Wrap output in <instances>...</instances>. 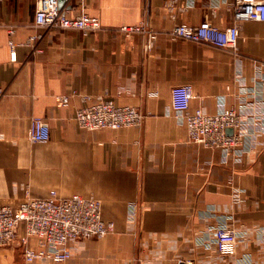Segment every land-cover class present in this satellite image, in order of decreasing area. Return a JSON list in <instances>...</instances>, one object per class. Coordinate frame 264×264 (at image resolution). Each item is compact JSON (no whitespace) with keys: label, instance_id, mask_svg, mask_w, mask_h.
Returning <instances> with one entry per match:
<instances>
[{"label":"crops","instance_id":"1","mask_svg":"<svg viewBox=\"0 0 264 264\" xmlns=\"http://www.w3.org/2000/svg\"><path fill=\"white\" fill-rule=\"evenodd\" d=\"M37 1L0 0V206L51 191L99 200L114 231L71 242L72 258L60 264H264V22L239 24L234 54L167 32L205 21L228 28L235 0H179L175 18L168 0H64L70 16L100 19L102 29L90 33L36 26ZM139 25L158 37L120 31ZM187 84L191 109L238 112L239 148L227 155L190 140L171 107L172 88ZM85 96L136 108L144 119L83 130L75 117ZM34 118L49 124L48 142L30 141ZM219 225L238 234L233 256L211 240ZM21 250L18 242L5 247L0 264H26Z\"/></svg>","mask_w":264,"mask_h":264},{"label":"built area","instance_id":"2","mask_svg":"<svg viewBox=\"0 0 264 264\" xmlns=\"http://www.w3.org/2000/svg\"><path fill=\"white\" fill-rule=\"evenodd\" d=\"M36 26L56 30H81L84 33L102 29L99 18L83 14L70 16L59 5V0H38ZM179 0H168L166 9L175 18ZM187 9V8H185ZM184 10V9H183ZM235 24L219 28L208 21L198 26L176 24L167 32L173 40H183L196 44H208L237 54L239 24L244 21L264 22V0H235L233 4ZM120 31L127 36L145 34L150 40L158 37L159 32L139 26H124ZM40 36L32 38L33 41ZM11 59L15 60V45L10 42ZM4 91L0 89V98ZM74 95V94H72ZM194 99L190 85L175 86L171 90V107L175 115L187 128L191 141L209 149L223 150L227 155L241 144L235 132L241 120L235 109L224 108L220 113L208 114L201 109H191ZM86 103L76 113L79 127L87 131L117 130L140 126L144 116L133 107L119 106L113 100L98 96H85ZM62 106H68L70 96L60 98ZM29 139L32 143L48 142L51 137L49 124L42 118L32 120ZM115 229L113 222L102 217V204L94 197L85 198L73 195L70 198L58 197L51 191L47 198H30L19 207L0 206V252L18 242L23 249L26 264L39 260H49L60 264L72 258L70 243L92 238H105ZM212 242L221 256L236 254L238 234L228 225H219L210 230ZM179 264H191L183 259Z\"/></svg>","mask_w":264,"mask_h":264},{"label":"water","instance_id":"3","mask_svg":"<svg viewBox=\"0 0 264 264\" xmlns=\"http://www.w3.org/2000/svg\"><path fill=\"white\" fill-rule=\"evenodd\" d=\"M64 2V0H59V5H60V7H62V3ZM227 133L229 134V135H232L233 134V129H228L227 130Z\"/></svg>","mask_w":264,"mask_h":264},{"label":"rangeland","instance_id":"4","mask_svg":"<svg viewBox=\"0 0 264 264\" xmlns=\"http://www.w3.org/2000/svg\"><path fill=\"white\" fill-rule=\"evenodd\" d=\"M22 254H23V249L21 250Z\"/></svg>","mask_w":264,"mask_h":264}]
</instances>
